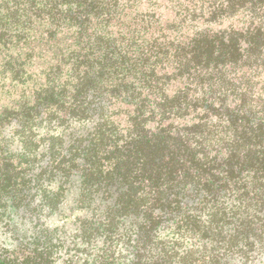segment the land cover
<instances>
[{"label": "trees", "instance_id": "trees-1", "mask_svg": "<svg viewBox=\"0 0 264 264\" xmlns=\"http://www.w3.org/2000/svg\"><path fill=\"white\" fill-rule=\"evenodd\" d=\"M0 143V264L262 263L264 0H0Z\"/></svg>", "mask_w": 264, "mask_h": 264}, {"label": "rangeland", "instance_id": "rangeland-1", "mask_svg": "<svg viewBox=\"0 0 264 264\" xmlns=\"http://www.w3.org/2000/svg\"><path fill=\"white\" fill-rule=\"evenodd\" d=\"M6 137L8 138V139H12V135H11V133L10 132H8L7 134H6ZM1 144V143H0ZM1 146V145H0ZM1 150V149H0ZM9 153H11V154H14V153H16V151H13L12 149H9ZM55 219V221L53 222V224L52 225H54V223H56V224H58V225H61V222L58 220V217H54ZM74 227H75V224H74V221L72 220V219H70L67 223H66V225L64 226V229L66 230V234H68V236L69 235H74ZM70 233V234H69ZM74 259L76 258V257H73ZM263 259H264V257H263ZM258 264H264V261L262 262V263H258Z\"/></svg>", "mask_w": 264, "mask_h": 264}]
</instances>
